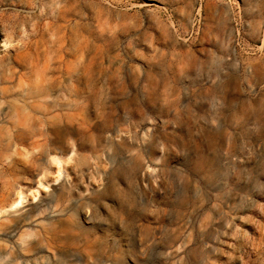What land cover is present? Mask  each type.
Segmentation results:
<instances>
[{"label": "rangeland", "instance_id": "rangeland-1", "mask_svg": "<svg viewBox=\"0 0 264 264\" xmlns=\"http://www.w3.org/2000/svg\"><path fill=\"white\" fill-rule=\"evenodd\" d=\"M262 97L264 0H0V264H264Z\"/></svg>", "mask_w": 264, "mask_h": 264}, {"label": "crops", "instance_id": "crops-1", "mask_svg": "<svg viewBox=\"0 0 264 264\" xmlns=\"http://www.w3.org/2000/svg\"><path fill=\"white\" fill-rule=\"evenodd\" d=\"M190 62L192 63V61H190ZM257 104H258V107H260V108L263 107L264 106V97H262V100H259Z\"/></svg>", "mask_w": 264, "mask_h": 264}]
</instances>
